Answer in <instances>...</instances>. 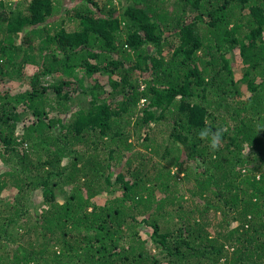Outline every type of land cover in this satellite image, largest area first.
I'll use <instances>...</instances> for the list:
<instances>
[{"label": "trees", "instance_id": "16d2710c", "mask_svg": "<svg viewBox=\"0 0 264 264\" xmlns=\"http://www.w3.org/2000/svg\"><path fill=\"white\" fill-rule=\"evenodd\" d=\"M77 1L0 0V264H264V0Z\"/></svg>", "mask_w": 264, "mask_h": 264}, {"label": "clouds", "instance_id": "9594fccd", "mask_svg": "<svg viewBox=\"0 0 264 264\" xmlns=\"http://www.w3.org/2000/svg\"><path fill=\"white\" fill-rule=\"evenodd\" d=\"M222 132L223 130L212 131L205 127L199 131L198 137L201 140H209V147L215 151L222 143Z\"/></svg>", "mask_w": 264, "mask_h": 264}, {"label": "rangeland", "instance_id": "374dc122", "mask_svg": "<svg viewBox=\"0 0 264 264\" xmlns=\"http://www.w3.org/2000/svg\"><path fill=\"white\" fill-rule=\"evenodd\" d=\"M66 4L65 8L63 9V5L60 6V11H65V9H73L72 6H74V3H77V4H80L77 0H63L62 4ZM36 70V68H32L30 69V67H28L27 69V74H26V77L24 78V83H26L28 81V77L30 74H32L34 71ZM12 84H9V86H11ZM7 89V88H5ZM28 120L30 119L31 120V117L29 116L27 118Z\"/></svg>", "mask_w": 264, "mask_h": 264}]
</instances>
